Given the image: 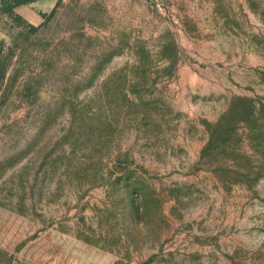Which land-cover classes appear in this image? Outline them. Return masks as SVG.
Here are the masks:
<instances>
[{
  "label": "rangeland",
  "instance_id": "1",
  "mask_svg": "<svg viewBox=\"0 0 264 264\" xmlns=\"http://www.w3.org/2000/svg\"><path fill=\"white\" fill-rule=\"evenodd\" d=\"M0 264H264V0L0 13Z\"/></svg>",
  "mask_w": 264,
  "mask_h": 264
},
{
  "label": "trees",
  "instance_id": "2",
  "mask_svg": "<svg viewBox=\"0 0 264 264\" xmlns=\"http://www.w3.org/2000/svg\"><path fill=\"white\" fill-rule=\"evenodd\" d=\"M37 0H0V13L15 15V8L19 5L29 4Z\"/></svg>",
  "mask_w": 264,
  "mask_h": 264
}]
</instances>
